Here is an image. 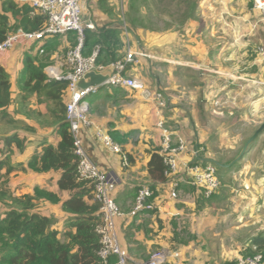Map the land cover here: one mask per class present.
<instances>
[{"label":"crops","instance_id":"1","mask_svg":"<svg viewBox=\"0 0 264 264\" xmlns=\"http://www.w3.org/2000/svg\"><path fill=\"white\" fill-rule=\"evenodd\" d=\"M3 1L5 0L0 1L1 12L3 11ZM83 3V13L85 7L89 9V13L83 14V19L86 24L93 23L95 26L94 29H87V31L98 32L110 24H113L114 27H122L119 21H116L114 14L110 17L105 12L107 7L113 8L112 0H84ZM194 14L198 18L190 19L186 24L198 25L200 33L198 41L179 38L178 33L183 34V30L179 29L178 33L176 32L177 35L167 32L166 35L153 37L150 47L146 48L139 39L135 38L134 40L131 34L128 35L124 31L123 35V40L127 44L123 57L126 55L128 45L135 49H144L153 57L142 59L138 64L132 65V69L127 72V75L142 78L150 88L160 90L165 94L169 103L165 117L167 122L168 120L169 123L171 122V126L169 127L168 123L167 126L173 133V138L185 139L190 148L200 145L196 136L198 131L195 126L197 123H194L195 117L189 113L190 111L211 112L218 100L220 104L217 106L220 107L226 104L228 99L231 100L230 97L234 94L235 86H240L241 90L250 91L255 88V84H264V78H258L264 77V62L256 54V48L263 42L264 37L260 13L253 8V1L199 0L196 3ZM74 35L76 36L75 32L73 34L70 32L66 35L47 37L41 43L28 45L19 43L13 49L0 54V65L5 66L10 73L12 82L13 93L7 111L9 113L15 111L18 114L15 116L18 123L12 126L22 127V131H16L22 137L29 138L34 142L41 139L42 142L54 143H57L61 138L57 130L59 124L53 125L48 118V110L53 105L39 101L36 95H31L22 102L20 100L23 91L18 85V78L23 69L22 58L36 46L38 47L36 54L38 53L40 60L43 59L46 52L51 54V62H48L44 67L47 76L50 66L66 73V67L62 68L57 65L55 58L63 43H65L64 47L67 52L74 47L71 41V37ZM166 37L167 39L164 40ZM39 47L43 52L39 51ZM98 49L99 47L91 51L85 49L86 54H83L89 57ZM146 70L151 71V81L144 77L147 76ZM197 71L204 72L200 77L201 82L204 83L195 86L192 84L190 75ZM69 96L70 91L67 87L64 95L65 105ZM254 96L255 93L252 94V99L248 100L245 106L251 107ZM225 97L226 101L223 100ZM86 99L89 103L88 118L91 124L82 127L80 137L84 149L97 165L117 179L113 195L124 213L117 220V227L120 242L129 252L130 264H144L150 253L157 248H165L171 253H179L178 257L173 256L169 259V264H227L229 261L232 262V258L237 260L242 256H248L250 250L255 249L252 239L259 233H264V160L256 159L257 155L264 154L263 137L261 136L264 132L247 151L246 158L245 156V159L243 158V167L248 165L251 169L223 168L214 163L219 169H225L222 172L223 177L228 176V180L210 197H216V202L219 201V203H206L203 206L200 203L210 198L204 197L198 189L183 182L182 179L179 180L178 197L173 198L171 179L166 178L163 182H153L149 178L151 153L156 149L159 153L162 143L161 131L156 126L154 107L149 101L135 90L108 85H100L98 91L91 93ZM25 114L26 118L22 117ZM33 118L42 122L41 127L29 123ZM97 126L121 145V152H114L98 137ZM39 128L44 130L39 132ZM16 132L14 131V133ZM113 135L121 136L120 141L117 142ZM260 140L262 141L260 142ZM233 146L228 157L234 153L238 156L243 148L234 152L233 149L236 147L233 148ZM31 152L32 150L25 157L20 156V160L26 162ZM199 159L204 164L212 162L203 159L216 161L208 154ZM193 161L195 159L192 157L191 150L179 155L180 175H183L184 178L190 176L187 165H191ZM219 161L221 160L217 162ZM219 163L229 164L224 161ZM51 173H55L52 185L58 190L57 180L60 171L42 174ZM51 178H48V182ZM143 186L150 187L153 194L155 193L152 200L154 207L152 209L144 208L133 214L138 191ZM228 191L235 194L238 199L242 197L254 202L248 203L249 206L237 207V210L245 213V218L241 220L244 224L240 223L237 226L241 232H243L242 227L248 226L246 228L249 229L248 231L244 233L236 229L224 231L227 227L222 229L217 225L205 229L204 225L207 220L199 230L197 226L187 223V220L193 219L188 214L189 210L199 213L207 207L223 205L224 203L221 202L228 196ZM60 195H62V201L68 197L67 192H62ZM259 201L260 203H258ZM150 210L152 211L149 212ZM62 212L63 217L59 219L60 226L68 216L64 211ZM236 231L237 236L233 237ZM197 233H200L199 237H203L205 242L210 240V245L207 244L208 252L206 245L201 247V243L204 241L199 238L200 247L195 248L198 245L194 243L198 236ZM211 248L214 250L212 253ZM114 257L116 258V256Z\"/></svg>","mask_w":264,"mask_h":264},{"label":"trees","instance_id":"2","mask_svg":"<svg viewBox=\"0 0 264 264\" xmlns=\"http://www.w3.org/2000/svg\"><path fill=\"white\" fill-rule=\"evenodd\" d=\"M2 7L0 44L11 32L19 29L33 32L42 29L46 23V17L34 11L26 0H5ZM105 12L111 17L114 8L107 7ZM194 12L193 6L192 16ZM126 19L133 26L136 24L135 16L131 12L126 15ZM119 24L122 27L110 24L98 32L86 30L82 53L86 54V50L91 51L99 47L96 57L98 64L109 65L121 59L127 45L123 40L124 31L128 35L136 33L122 22ZM71 41L74 47L77 46L78 36H72ZM37 54L31 57L28 51L24 56V70L18 78V85L23 91L20 100L22 102L31 95H36L39 101L53 105L48 110V118L53 125L59 124L57 130L61 138L57 143L42 142L41 139L34 142L17 132L2 138L0 200L3 202V208L0 210V264H115L114 256L105 260L98 255L101 237L97 228L102 223L100 203L94 199L93 184L81 179L78 173L79 160L74 153L73 136L67 123L64 103L68 80L49 79L44 67L51 62V54L46 52L42 60ZM12 93L11 75L0 65V121L6 120L8 125L18 123L17 119H9L10 113L7 111ZM120 137L113 135L117 142ZM31 150L26 162H14L16 153L19 152L21 157H25ZM157 150L151 153L149 178L153 182H163L166 180V167ZM27 171L38 174L60 171L57 180L58 192L53 193L48 191L49 189L36 186L33 195H16L9 186V177L14 172ZM62 192L68 193V197L63 201L58 198ZM153 195L155 197V193ZM41 198L61 204L62 211L68 215L61 226L59 220L38 208L37 202ZM152 200L153 196L148 202L151 203ZM252 244L255 249L250 250L248 255L261 253L264 257V233L255 236Z\"/></svg>","mask_w":264,"mask_h":264},{"label":"built area","instance_id":"3","mask_svg":"<svg viewBox=\"0 0 264 264\" xmlns=\"http://www.w3.org/2000/svg\"><path fill=\"white\" fill-rule=\"evenodd\" d=\"M32 7L46 17V23L42 29L27 32L19 29L11 32L7 39L0 44V54L7 52L19 43L32 44L41 43L47 37L54 35H66L75 32L78 36V44L67 52L65 59L66 73H62L57 68L50 66L48 76L50 79L68 80V90L70 96L66 103V119L73 136L74 153L78 157V173L81 179L90 181L93 184L94 199L100 203L102 223L97 228L100 234L101 246L98 255L102 259H109L116 256V264H130L129 252L123 247L119 239L117 220L124 215L114 199V191L117 186V179L101 169L97 163L84 149L80 137L81 129L84 125L89 126L91 122L88 118L89 103L87 96L98 91L99 86L82 89L80 82L86 79L87 74L93 70L102 73L110 70L109 77L101 84L108 86H121L132 89L140 93L145 100L154 107L156 126L161 131L162 143L159 154L163 157L165 164V177L172 181L171 195L178 197L179 180L192 185L206 198L212 197L220 188V178L217 174L216 165L213 163L204 164L200 161L204 148L194 146L189 147L183 138L175 139L166 123L165 112L168 109V99L165 94L157 89L150 88L142 78L127 75L132 69V65L138 64L142 59L153 58L144 49H135L127 46L126 55L109 65L98 64L96 57L98 50L91 56H84L82 46L85 40L87 29H94L93 23L83 25L84 0H26ZM253 8L260 13V22L264 37V0H252ZM41 47V46H40ZM39 47V51L43 50ZM256 54L264 62V39L256 48ZM98 137L108 145L114 152H121L122 147L116 143L112 137L101 127H96ZM191 150L195 159L191 165H187L190 176L184 178L180 175L179 155ZM186 167V166H185ZM153 196V191L148 186H143L139 190L134 213L142 209H152L154 203H149ZM178 257V252L171 253L165 248L153 250L144 264H167L171 257ZM230 264H264V257L261 253L242 256Z\"/></svg>","mask_w":264,"mask_h":264},{"label":"rangeland","instance_id":"4","mask_svg":"<svg viewBox=\"0 0 264 264\" xmlns=\"http://www.w3.org/2000/svg\"><path fill=\"white\" fill-rule=\"evenodd\" d=\"M198 1L199 0H112V6L114 8L113 14L116 17V21L122 22L123 24H125V26L135 31L137 37L134 34L131 35V37H133L134 40L135 38L139 39L141 44L144 45V47L148 48L152 43L153 37L157 35H166L167 32L175 33L177 35V30L179 29L183 30V34L178 33L180 35H177L179 38L184 40L190 39L198 41L200 37L198 25L186 24L188 20L193 18L195 19L197 17L196 14L192 16V7L194 6L196 11L195 3H197ZM32 9L36 12H39L34 7H32ZM130 12L132 13V15L135 16L136 19V24L134 26L130 24L129 21L126 19V15H128V13ZM87 13H89V9L88 7L86 9L85 7L84 14ZM85 24L86 21L83 19V25ZM186 26H189V28H187ZM73 33L74 32H71V34ZM166 39L167 37L164 40ZM64 44L65 43H63V45L60 46V48L58 49L55 58L57 60L56 64L62 68L65 65V59L67 55V50L66 47H64ZM132 46H134V44H132ZM37 51L38 47H33L30 51L32 55L31 57H34ZM24 61L25 58H22V73L24 70ZM146 71L147 76L144 77H147L151 81V71ZM22 73L20 74V76L22 75ZM203 73V71H197L195 73H192L190 75V78L193 83H191L193 85L195 84V86L199 83H204L200 80V77L203 76ZM258 78L264 77L261 76ZM253 93H255V96L251 107L245 106L248 100L252 99ZM230 98L231 100L235 99L234 101H232L233 103L229 102L231 100L228 99L227 103L220 107L217 106L220 104L218 100L214 110H212L211 112H189L195 117V120L193 119L194 123H197V126H195V128L198 131L196 133L197 139H199L200 144L198 145V147L204 148V151L201 153L202 156L208 154L211 155L216 161L221 160L219 162L224 161L228 163H231L234 158L237 157L236 153L232 154L231 157H228V153L230 152L231 147L235 145L233 146V148L236 147V149H233V151H239L240 148L243 147L245 142L254 134L255 130L264 122V84H255V88H252L250 91H244L241 90L240 86H235L234 94ZM225 99L226 97L223 100ZM17 115L18 114L15 111L14 113L12 111V113H10L9 115V119H15V116ZM22 117L26 118V114L22 115ZM29 123L32 125L36 124L40 127L42 125V122H40L37 118H33L31 121H29ZM166 123H168L169 127L171 126V122L169 123V120L168 122L166 121ZM21 128L6 124V120L3 122L0 121V141L8 133H14V131H22ZM43 130V128H39V132ZM261 136L263 137V141L260 140V142L262 141V146L264 147V134ZM1 145L2 142H0V146ZM246 156L247 155H245V158ZM256 159L259 161L264 160V154L257 155ZM13 160L14 162L20 160L19 152L14 155ZM243 166L244 160L241 159L232 166V169H251L248 167V165L246 167ZM216 169L217 174L220 178L221 189L222 184H224L228 180V176L223 177L222 172L225 169H219L217 165ZM255 175L257 174L255 173ZM49 177H52L50 182H48ZM52 179L55 180V173H51L48 175H38L36 173H31L27 171L14 172L9 177L8 182L10 188L15 191L16 195H33L35 192L34 188L36 186L47 190L49 189L48 191H52L53 193H57L58 190L52 185ZM227 194L228 196L223 199V202H221L224 203L223 205L207 207L199 213H196L195 210H189L188 214L190 218L193 219L187 220V223L192 226H197L199 230L200 228H202L204 221L207 220L206 224L204 225L205 229H210L211 227L217 225L220 226V228L222 229H225L227 227V229L224 231L236 229L237 231L241 232L237 225H239L240 223L244 224V222H241V220L245 218V213L237 210V207L249 206L248 203L254 202L252 200L249 201L246 198H242L240 196V199H238L237 196L235 194H231L230 191H228ZM58 198H62V195H59ZM216 200V197L205 199L200 204L204 206L206 203H219V201L216 202ZM34 201L37 202V200ZM53 201L54 200H50L48 198H41L40 201L37 202V205L43 213H46L52 216L53 218L59 220L63 217L61 205L60 203ZM258 203H260V201ZM2 208L3 202H1L0 200V210ZM242 228L243 232L241 233H244L245 231L249 230L246 229L248 228V226H244ZM237 231L233 235V237L237 236ZM197 235L198 236L196 237V241L194 243L198 245H196L195 248L200 247L198 238L204 241V243H201V247H203L204 245H206L207 247L208 243L210 245V240L205 242V239L203 237H199L200 233H197ZM242 237L244 239V236ZM212 249L213 248L210 249L211 253L214 251ZM206 250L208 252L209 248L207 247ZM233 261H235V258H232V262ZM230 263L231 261H229L227 264ZM167 264H169V262Z\"/></svg>","mask_w":264,"mask_h":264},{"label":"water","instance_id":"5","mask_svg":"<svg viewBox=\"0 0 264 264\" xmlns=\"http://www.w3.org/2000/svg\"><path fill=\"white\" fill-rule=\"evenodd\" d=\"M110 70H106L102 73H99L96 70H93L89 74H87L86 79H89L88 81L83 80L80 82V87L82 89H87L89 87L99 86L101 85L110 75ZM264 132V122L256 129L254 134L246 141L244 144L240 154L229 164H221L217 161H214L212 159H203L204 161H209L212 163H215L223 168H231L235 163H237L239 160L243 159L247 151L250 149V147L253 145V143L258 139V137Z\"/></svg>","mask_w":264,"mask_h":264}]
</instances>
